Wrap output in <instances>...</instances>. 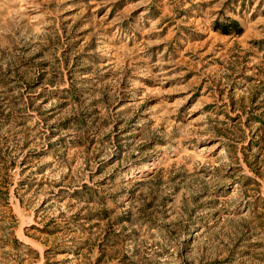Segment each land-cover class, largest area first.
Wrapping results in <instances>:
<instances>
[{
	"label": "rangeland",
	"instance_id": "374dc122",
	"mask_svg": "<svg viewBox=\"0 0 264 264\" xmlns=\"http://www.w3.org/2000/svg\"><path fill=\"white\" fill-rule=\"evenodd\" d=\"M0 264H264V0H0Z\"/></svg>",
	"mask_w": 264,
	"mask_h": 264
}]
</instances>
